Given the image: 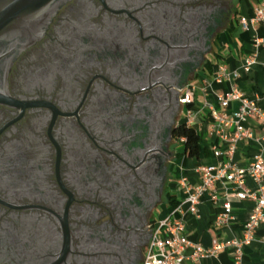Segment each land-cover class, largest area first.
I'll list each match as a JSON object with an SVG mask.
<instances>
[{
  "label": "flooded vegetation",
  "instance_id": "obj_1",
  "mask_svg": "<svg viewBox=\"0 0 264 264\" xmlns=\"http://www.w3.org/2000/svg\"><path fill=\"white\" fill-rule=\"evenodd\" d=\"M238 1L53 0L0 35V264L143 263Z\"/></svg>",
  "mask_w": 264,
  "mask_h": 264
},
{
  "label": "built area",
  "instance_id": "obj_2",
  "mask_svg": "<svg viewBox=\"0 0 264 264\" xmlns=\"http://www.w3.org/2000/svg\"><path fill=\"white\" fill-rule=\"evenodd\" d=\"M253 3V15L242 16L240 22L245 30L260 25L264 29V0H250ZM264 45V39L254 35V49L238 68L228 70L226 64H217L214 76L205 85L189 83L182 95L181 103L186 106L185 124L196 126L199 131V118L206 116L207 128L221 142L222 147L216 146L214 154L223 157L216 164H198L193 170L198 176V181L191 182L189 177L182 174L178 183L184 194L183 201L179 202L168 214L159 217L152 230L150 244L146 250L142 264H186L190 258L198 264L202 259L217 256L220 252L231 249L234 253L233 264H244V249L256 240L258 228L264 222V157L261 153L254 156L246 165H240L234 161V155L238 143L251 138L260 142L264 140V109L256 100L250 99L240 89L235 79L242 72H249L256 64L264 66V56L259 58L260 48ZM228 82L229 88L221 93H216L219 107H216L207 98V92L215 82ZM198 93L204 95L203 103L198 102ZM237 101L236 110L228 112L232 102ZM256 120L262 128L258 136L245 125L250 120ZM204 121V120H203ZM183 144L184 138H178ZM247 179H251L255 188L247 185ZM219 186L223 187L220 193ZM204 194L218 202L223 199L224 211L214 220L216 227L228 225L234 219L233 207L230 198L235 196L240 199H251L254 206L248 220L244 224L242 234L227 240L214 239L209 247L191 241L186 234V220L184 205L194 214L199 212V203ZM193 252L187 254L188 248Z\"/></svg>",
  "mask_w": 264,
  "mask_h": 264
},
{
  "label": "crops",
  "instance_id": "obj_3",
  "mask_svg": "<svg viewBox=\"0 0 264 264\" xmlns=\"http://www.w3.org/2000/svg\"><path fill=\"white\" fill-rule=\"evenodd\" d=\"M253 3L250 0L238 1V14L236 23L223 31L220 46L218 49L219 58L215 60L213 72L209 75L203 73L197 81L199 85H205L212 80L214 71L219 63L226 64L228 70L238 68L243 60L250 55L254 49V35L264 39V29L260 25L251 27L250 30H245L240 22L242 16L253 15ZM236 30V32H234ZM264 56V45L260 48L259 58ZM235 82L240 89L250 99H254L264 109V66L262 64H256L249 72H242L241 76L235 79ZM229 88L228 82L222 83L215 82L213 89H209L206 98L213 103L216 107H219L216 93H221ZM204 95L198 93V102L203 103ZM239 106L237 101L232 102L228 108V112L236 110ZM199 132L202 136L200 155L199 157L182 156L176 162V177L172 183V195L179 202L183 201L184 194L181 191L178 179L182 174L189 177L191 182L198 181V176L194 172L193 168L198 164H216L223 160V157H218L214 154V148L216 146L222 147L221 142L217 137L209 131L207 128L206 116L199 118ZM204 120V121H203ZM245 125L249 127L254 135L258 136L262 133L261 125L254 119L248 120ZM261 153L264 157V140L258 142L255 139L245 138L241 140L234 155V161L240 165H246L251 162L254 156ZM247 185L251 188H255L256 184L247 179ZM220 193H223V187L219 186ZM234 219L225 226L216 227L214 225L215 218L224 211L223 199L218 202H214L210 199L208 194H204L199 203V212L194 214L188 210V205L185 204V220H186V234L188 238L196 243L209 247L213 244L214 239L227 240L242 234L244 224L249 218L251 210L254 206V201L251 199H240L238 197L230 198ZM164 211L161 212L160 217L168 214L174 205L168 203L164 206ZM193 249L188 248L187 254L191 255ZM234 253L231 249L220 252L217 256L207 257L201 260L198 264H233ZM186 264H196L190 258L186 260ZM244 264H264V222L258 228L256 233V240L245 247L244 249Z\"/></svg>",
  "mask_w": 264,
  "mask_h": 264
},
{
  "label": "water",
  "instance_id": "obj_4",
  "mask_svg": "<svg viewBox=\"0 0 264 264\" xmlns=\"http://www.w3.org/2000/svg\"><path fill=\"white\" fill-rule=\"evenodd\" d=\"M53 0H0V35L34 34V30L44 26L37 23L34 14L40 9L52 10ZM9 96L0 93V102L9 103Z\"/></svg>",
  "mask_w": 264,
  "mask_h": 264
},
{
  "label": "trees",
  "instance_id": "obj_5",
  "mask_svg": "<svg viewBox=\"0 0 264 264\" xmlns=\"http://www.w3.org/2000/svg\"><path fill=\"white\" fill-rule=\"evenodd\" d=\"M219 54H216L215 60H218ZM215 60L209 66V71L206 73L207 75L213 72V68L215 65ZM177 138H184L183 147L181 152L179 153V158L182 156L188 157H199L200 155V146L202 136L198 131L196 126H188L183 123L177 130L176 134ZM169 203L173 204L174 207L179 204V201L175 199L173 195L169 197Z\"/></svg>",
  "mask_w": 264,
  "mask_h": 264
},
{
  "label": "rangeland",
  "instance_id": "obj_6",
  "mask_svg": "<svg viewBox=\"0 0 264 264\" xmlns=\"http://www.w3.org/2000/svg\"><path fill=\"white\" fill-rule=\"evenodd\" d=\"M234 32H236V30H235ZM164 208H165L164 206H163V207H160V208H159V211H158V213H157V214H161V212H163V211H164Z\"/></svg>",
  "mask_w": 264,
  "mask_h": 264
}]
</instances>
